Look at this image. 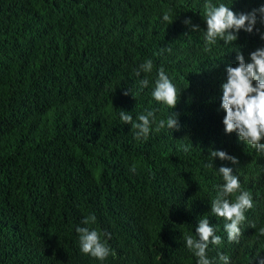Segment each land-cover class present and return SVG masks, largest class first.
<instances>
[{"label": "trees", "instance_id": "obj_1", "mask_svg": "<svg viewBox=\"0 0 264 264\" xmlns=\"http://www.w3.org/2000/svg\"><path fill=\"white\" fill-rule=\"evenodd\" d=\"M205 0H0V264H196L184 236L208 218L220 245L207 256L222 264L264 259V151L224 131L221 85L237 52L264 47V17L251 33L217 40L206 51ZM249 13L264 0H212ZM168 10L173 22L163 21ZM199 25L193 32L186 19ZM170 48L171 51L161 52ZM150 74L135 75L145 60ZM163 67L177 89L172 109L151 92ZM147 75L148 87L139 80ZM131 90V91H129ZM128 91V95L124 92ZM133 120L178 114V129L136 139ZM264 142V141H262ZM187 147L188 151L184 148ZM225 151L238 163L214 158ZM135 166L136 171L130 169ZM230 167L254 207L238 241L210 202ZM239 192L228 199L235 200ZM90 215L95 223L82 225ZM76 226L95 229L110 248L101 261L84 254Z\"/></svg>", "mask_w": 264, "mask_h": 264}, {"label": "clouds", "instance_id": "obj_2", "mask_svg": "<svg viewBox=\"0 0 264 264\" xmlns=\"http://www.w3.org/2000/svg\"><path fill=\"white\" fill-rule=\"evenodd\" d=\"M257 12L264 17V6L259 9H253L249 13H234L229 6L224 3L213 4L212 0H205L203 6V20L206 23V30H203V38L206 45L205 50L210 51L212 45L217 40L223 41L224 44H231L237 40V35L241 29L251 33L257 23ZM163 21L171 24L173 19L168 10H165L162 17ZM190 25L193 32L201 31L199 25H193L190 18L184 21ZM264 39V36H262ZM168 51L170 48L161 49V52ZM237 66H228L226 69V82L221 85L222 97L221 108L226 113L223 118L224 131L227 134L236 132L238 139L245 144L251 145L257 152L264 151V47L257 48L250 53V62H245L244 55L238 50ZM154 64L151 59L145 60L134 70L137 77L141 73L150 74L153 71ZM141 87H148L149 80L147 75L139 80ZM131 91V90H129ZM129 92L125 91L124 95ZM152 98L160 103L174 108L177 104V89L170 80L166 71L161 67L157 73L154 87L151 92ZM120 120L124 124H130L131 130L136 139H147L152 125L155 124V130L161 131L168 129H178V114L172 113L165 119H156L155 111H146L139 114L136 120H133L129 112L120 110ZM188 151V148H184ZM209 160L206 167H213L214 158L228 160L237 164L238 160L234 156L228 155L225 151L209 149ZM131 171L135 172V166ZM224 183L218 185L216 196L211 200V214L224 218V231L230 242L238 241L241 233L240 225L245 221V212L254 207L252 195L248 191L241 190L239 177L233 174L230 167L221 166L217 170ZM235 200L231 201L228 197L235 194ZM94 215L85 217L82 225L95 223ZM75 231L79 234L80 250L84 254H89L98 260H105L110 254V248L106 242H103L100 233L95 229L88 227L76 226ZM195 235H185V246L197 258L196 264H213L207 256L209 244L220 245L222 238L215 234V229L210 225L209 219L204 217L198 220V226L195 229ZM257 235L264 236V227H260ZM218 258L222 264H229V256L218 253ZM259 264H264V259H260Z\"/></svg>", "mask_w": 264, "mask_h": 264}]
</instances>
